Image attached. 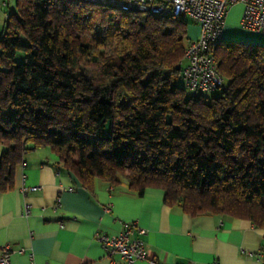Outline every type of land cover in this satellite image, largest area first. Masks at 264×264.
I'll return each instance as SVG.
<instances>
[{
  "label": "trees",
  "instance_id": "1",
  "mask_svg": "<svg viewBox=\"0 0 264 264\" xmlns=\"http://www.w3.org/2000/svg\"><path fill=\"white\" fill-rule=\"evenodd\" d=\"M15 6L0 31V194L44 149L86 189L124 180L191 216L264 229V45L212 49L226 87L208 100L186 94L184 19L85 0Z\"/></svg>",
  "mask_w": 264,
  "mask_h": 264
},
{
  "label": "crops",
  "instance_id": "2",
  "mask_svg": "<svg viewBox=\"0 0 264 264\" xmlns=\"http://www.w3.org/2000/svg\"><path fill=\"white\" fill-rule=\"evenodd\" d=\"M5 2L0 31L16 11V0ZM242 13L241 4L229 8L222 40L264 45V33L241 27ZM199 33L196 24L187 28L190 41ZM127 224L147 232L146 258L137 264H264V229L250 221L191 216L166 206L161 190L138 196L124 180L112 187L96 179L92 190L86 189L59 167L50 151L28 153L17 170L14 190L0 194V246L11 244V264H122L118 255L106 256L95 236L116 235ZM130 236L137 237L136 231Z\"/></svg>",
  "mask_w": 264,
  "mask_h": 264
},
{
  "label": "built area",
  "instance_id": "3",
  "mask_svg": "<svg viewBox=\"0 0 264 264\" xmlns=\"http://www.w3.org/2000/svg\"><path fill=\"white\" fill-rule=\"evenodd\" d=\"M103 7L125 13H141L161 17L184 19L199 27V37L191 40L184 54L182 79L192 92L210 94L224 90L226 82L218 72L212 49L222 42L229 8L235 4L243 6L241 27L250 32L264 33V0H85ZM0 0V6H5ZM24 193L28 190L24 189ZM58 203V200H56ZM27 211V210H26ZM28 214V212H27ZM133 231L137 237L131 238ZM146 230L136 224H127L116 235L97 233L96 241L107 257L118 255L122 264H137L146 258L143 237ZM0 264H11V244L0 246ZM153 264H160L153 261Z\"/></svg>",
  "mask_w": 264,
  "mask_h": 264
},
{
  "label": "rangeland",
  "instance_id": "4",
  "mask_svg": "<svg viewBox=\"0 0 264 264\" xmlns=\"http://www.w3.org/2000/svg\"><path fill=\"white\" fill-rule=\"evenodd\" d=\"M187 23H188V25H189V27L190 26H193V24L191 23V22H189V21H187ZM189 27H187V28H189ZM230 41H234V42H240V43H244V42H242V41H240L239 39H236V40H230ZM186 94H187V96H191L192 94H193V92H191V91H186ZM206 95V97L208 98V100L211 98V94H205ZM214 96H217V95H219V92H216V93H214L213 94ZM40 151L42 150V151H47V150H44V149H39Z\"/></svg>",
  "mask_w": 264,
  "mask_h": 264
}]
</instances>
